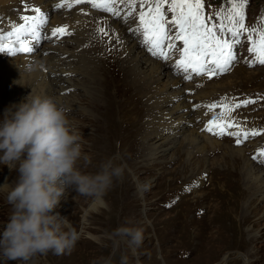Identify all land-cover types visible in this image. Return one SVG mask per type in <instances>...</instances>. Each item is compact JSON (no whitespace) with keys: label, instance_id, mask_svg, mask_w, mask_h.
Instances as JSON below:
<instances>
[{"label":"bare ground","instance_id":"6f19581e","mask_svg":"<svg viewBox=\"0 0 264 264\" xmlns=\"http://www.w3.org/2000/svg\"><path fill=\"white\" fill-rule=\"evenodd\" d=\"M22 1L0 0V22L2 25L0 31L2 32L4 29L5 35L8 33L9 24L18 20L16 11ZM34 2L43 7V13L47 19V23L42 25L43 28H49L51 31L54 28L63 27L62 22L68 20V18L62 17L65 12L55 5L64 2L65 6L60 8H65L68 3H71V0H34ZM109 19L114 34H110L108 37L111 40L117 38L121 43L120 45H118V42L111 43L110 50L102 49L103 52L100 50L99 55H92L90 49H93V47L76 51V48L84 42L81 36L75 38L76 44L72 42L71 38H62L60 40L62 45L58 43L60 41H54L61 37L52 39L44 36L43 33H41L38 43L36 41L32 42L33 52L31 53L16 56L14 53L17 51L11 48L14 46H9L11 50L6 48L4 51H0V62H5V66L0 68V88L6 90L9 98L10 96L16 97L17 100L23 96L26 89H30L32 91L31 96L54 98L68 110V114L86 113L89 124L93 128L87 135V141L92 143L89 146V152L85 154L88 157V160L85 161L91 164L95 161L94 170L97 171L106 156L116 153L124 161L122 163L121 160H118V163L125 164L133 173L134 170H139L142 166L140 164L141 157L146 156L148 161H151L152 164L155 163L156 160L162 159L169 149L174 146L179 139V135L184 134L185 144H183V141L177 147L176 157L179 158L187 153L188 157L185 165L188 164L193 167L191 174L199 175L194 177L197 183L193 186L205 182L206 179L211 180V182H207L209 185L218 181L222 187L226 188L222 193L223 196L227 195L228 197L229 195L234 199L236 196L238 197L236 201L246 199L250 203L253 202L256 207L263 203L260 208L264 210V165L255 161L246 152L249 148L253 152L254 148L260 143V139H250L249 141H252L250 147L244 145L248 141H245L243 145H229L221 140H226L229 137L216 138L206 135L201 130L203 116L200 119V114H203V107L199 100L218 90L228 91L224 88L233 84V77L235 76L243 78L252 74H249V76L240 75L242 73L240 66H244L241 62L233 68L230 74L225 78H221L219 82L213 78L214 80L211 79L212 81L205 82L206 84L203 87L201 86L202 88L197 93H188L183 96L181 95L183 90L194 88V83L190 81L183 85V76L177 70L172 68L169 63L151 56L146 49L142 48L141 45L143 44L137 35L130 31L128 23L118 18ZM102 41L105 40L100 38L99 43ZM3 43L2 40L0 45H4ZM82 62L84 65L80 66ZM29 68L32 70L29 71ZM253 72L255 71H250V73ZM224 74L226 73L219 75L217 78ZM71 87L83 90L85 98L77 91L73 94H65V90ZM145 95H148V100L146 101V97L145 102L148 103L149 101L148 105L153 110L152 114H155H151L150 120L146 121V124L152 126L148 129L146 136L143 137L150 141L151 148L149 151L139 143L142 138V128L145 125V114L142 112V98L144 99ZM176 97H179L178 101L173 102ZM0 100L3 104L1 96ZM26 100L24 98L22 102H26ZM7 101L8 103H5V105L8 104V108L16 106L9 99ZM197 105L200 112L194 108ZM182 110L184 111L182 112ZM254 115L256 117L264 116V111L259 110ZM118 135H121L123 140L114 147L113 139ZM232 143L234 144V139ZM220 146L223 148V154L215 155L216 153H214L215 156L210 159L208 155ZM82 160L84 159L82 158ZM8 170L9 167L7 166L5 175L2 178L3 184L6 182ZM207 172H211L212 176L207 177L209 174ZM220 174L224 175L223 180L218 179ZM235 175H239L238 185L236 183L237 179H234ZM125 177L124 171V175L120 180V183L124 186H126ZM137 178L135 184L140 195H142L143 185L141 186ZM1 190L5 191L2 188ZM75 194L74 190H69L70 196ZM202 195L198 194L194 197L198 199L203 197ZM66 197V195L62 196L61 200ZM104 199L105 205L94 203L88 206L89 208L85 209L82 218L87 222L94 223L109 221L114 216L119 220L128 218L126 206L123 207L122 205L120 212L116 214L114 210L115 203H109L106 198ZM71 200L74 203L72 198ZM79 202L83 204V201L80 200ZM54 211L62 216L65 212L70 213L71 209L56 208ZM165 215L164 213L161 214L159 220L164 222ZM245 217V215L239 217L234 208L226 206L224 209H218L215 214L204 221V224H210L208 236L212 246H219L221 242L218 238L221 235H223L226 242L232 239L235 240V235L240 230L239 226H242L245 222ZM236 221L237 226L235 225ZM70 223L72 226V221ZM251 231V227L249 229L245 228L242 239L244 234H250ZM105 233L108 234V232ZM194 233L200 236L197 227H194ZM254 239V235H249L247 242L251 243ZM201 250H198V252ZM224 250L226 251L221 254L223 260L228 259L233 253H237L240 254L238 257L246 261L245 264H249L248 252L243 250L237 252L231 250L228 246ZM215 264H221V261Z\"/></svg>","mask_w":264,"mask_h":264},{"label":"rangeland","instance_id":"374dc122","mask_svg":"<svg viewBox=\"0 0 264 264\" xmlns=\"http://www.w3.org/2000/svg\"><path fill=\"white\" fill-rule=\"evenodd\" d=\"M255 3V0H253L252 6H254ZM137 7L139 8L136 10L138 16L139 11L142 9L139 7V4H137ZM19 11H21V5L18 7L16 14ZM67 11L73 13L72 10ZM99 12L102 14V21L99 22V27L95 26L93 28L94 36L97 34V30L99 28L113 31V28L110 26L111 20L109 17L107 18L106 12ZM136 18L137 17L134 19ZM0 30H2L1 22ZM3 31L5 30L3 29ZM3 31H0V42L2 40L5 42L8 37ZM101 39L105 41L99 43L100 39H98L95 44L91 45V47H93V49H90V51L92 50V55H99V52L102 49L109 51V47L113 42H118V45L121 43L117 40V38L111 40L110 37H101ZM58 43L62 44L61 41ZM11 46L13 45L10 44V47ZM141 46L144 48L143 45ZM10 47L8 49H10ZM85 49L87 48H84V50ZM25 54L26 53L20 52L14 53L16 56ZM151 56L153 55L151 54ZM83 65L84 63L82 62L80 66ZM237 65H239V63ZM4 66L5 62H0V68ZM240 67L242 68V73H240L241 76H249V74L252 75L243 78L235 76L233 77V84L227 85L224 89H228V91L236 90L238 92L249 91L253 89H264V65L250 67L245 64L244 66L241 65ZM232 71L222 75L219 78L216 77L217 79L214 78L215 81L219 82L221 78H225ZM250 71L255 72L250 73ZM190 81L195 84L194 79L187 82ZM187 82L182 80L183 85ZM205 84L206 83L202 84V87ZM189 89L192 88L183 90L181 95L184 96L185 94H188ZM199 89H197V91ZM66 90L64 92L65 94H73L77 91V93H81V96L85 98L83 95V90L79 88L71 87L67 88ZM142 90L144 91V89ZM197 91L195 93H197ZM224 92L227 91L218 90L205 97H211L213 94H222ZM29 95H32V91L30 89H26V91L23 93V96L17 100L16 97L12 96L9 98L6 90L0 88V96L3 98L4 104H1L2 100H0L1 119L3 118L5 110L9 109L7 107L8 104L7 106L5 105V103H8V99L11 103L19 105L22 103L23 99H27ZM178 98L179 97L174 98L173 102H177ZM145 99L146 101L148 100V95H145L144 99L142 98V112L145 114V125L148 126L146 127L144 125L142 128V138L140 139L139 143L143 147L145 146L147 151H149L151 148L150 141L143 137L146 136L148 129L152 126L148 123L146 124V121L148 122L150 120L149 118L151 117L150 115L152 114L153 110L148 105L149 101L147 103L145 102ZM194 108L199 111L198 107ZM12 109L15 110L14 107ZM184 110H182V112ZM259 110L264 111V102L261 104V106L248 109L245 113L253 115L257 114ZM67 115L71 125L82 134L81 144L83 154L85 155L89 152V146L92 143L91 141H87V135L89 132H91L93 127L89 124L86 113H67ZM202 116L203 114H200V119ZM257 118L264 121V116ZM184 137V134H180L178 137L179 139L175 142L174 146L169 149L166 155L163 156L162 159L160 158V160H156L157 162L155 161L153 164L151 161L146 159V156H143L140 158V164L142 165V168L140 167L139 170H134L133 173L132 170L124 164L126 186L120 183L121 179L116 181L105 198L109 203H115L114 210L116 211V214L120 212L122 205L123 207L126 206V215L128 216L127 219L119 220L116 216H114L109 221H98L99 223L85 221L82 218V215L85 213V209L89 208L88 206L94 204L92 198L88 197L87 199L86 196L80 195L78 193H76L74 196H70V189H68L64 194V196L66 195L67 197L60 200V204L57 208L62 210L71 209L70 213L67 214L65 212L61 217H67L68 220L72 221V227H75L79 232L80 239L70 253L59 256L52 253H49L46 256H38L36 258V264H101V258L107 256L111 251L110 241H108L107 237H105L107 236L105 232L110 233L113 229L124 223H131L132 225L141 226L144 229V240L140 247L135 249L134 252L132 249L127 250L130 264H215L219 261H221V264L246 263L243 258L238 257L240 254L237 253H233L228 257V259L223 260V256H221V254L223 251H226L224 248L227 246L230 247L231 250H235L237 252L240 250L248 252L249 264H264V210L260 208L263 203L256 207L253 202L250 203L246 199H239L236 201V199H238L236 196L235 199L229 195L228 197L227 195L223 196L222 193L226 190V188L222 187L218 181H215L213 184L209 185L207 182H211V180L206 179L205 182L198 183L197 185L193 186L197 183V180L194 179V177H198L199 175L191 174L193 167L188 164L185 165L188 157L187 153H184L183 156L179 158L176 157L177 147L182 144ZM122 140L123 137L121 135H118L116 138H114V147L121 143ZM221 140L227 142L229 145L237 146L232 143L233 140L231 138ZM251 142L252 141H248L247 143H244V145H246V147H250ZM183 144H185V141ZM249 149L246 152L250 156L251 150ZM222 151L223 148L220 146L218 149L213 150L208 156L211 159L215 155L223 154ZM214 153L216 154L214 155ZM111 157H117V163L118 160H121L122 163L124 162L123 158H119V155L116 153L109 154L105 157V160ZM94 166H96L95 161H93V164L85 160H82L78 163V167H80L81 171L85 173H95L97 170H94ZM6 168L7 165L0 164V186H3L5 183L11 185L15 182L17 174L15 171L9 169L6 174V182L3 184L2 178L5 175ZM207 173H209L207 177L212 176L211 172ZM219 176V180L224 179L223 174H220ZM136 178L140 181L141 186L143 185L142 195H140L139 189L135 184ZM234 179H237L236 183L238 185L240 181L239 175H235ZM123 194H125V196H123ZM198 194H203V197H199L198 199L194 197V195ZM71 198L74 200V203ZM80 200L83 201V204H80ZM217 206L219 207L215 208ZM226 206L234 208L237 211L239 217H243V215H245V222H243L242 226H239L240 230L236 233L235 240L232 239L226 242L223 238V235H221L218 238L221 243L219 246L214 247L212 246L208 236L210 224H204V221H206L211 215L215 214L218 209H224ZM10 213L11 207L6 202V191L1 190L0 188V231H2L4 225L6 224ZM163 213L167 215L164 216V222L159 220L161 214ZM174 215L176 216L173 218ZM235 225L237 226V221L235 222ZM194 227H197L198 231H200V236L194 233ZM250 227L252 228V231L250 234H244L242 239V233L244 229H249ZM249 235H254L255 237L254 241L251 243L247 242V237H249ZM154 240L156 241V244H151V241L153 242ZM198 250L201 251L198 252ZM188 253L189 255L187 257L183 256V254L185 255ZM0 264H18V262L6 261L0 258Z\"/></svg>","mask_w":264,"mask_h":264},{"label":"clouds","instance_id":"9594fccd","mask_svg":"<svg viewBox=\"0 0 264 264\" xmlns=\"http://www.w3.org/2000/svg\"><path fill=\"white\" fill-rule=\"evenodd\" d=\"M32 69L29 68V71ZM6 109L0 119V164L16 172L6 191L10 216L0 231V258L36 264L38 256L70 253L80 234L54 210L68 189L105 205V196L122 179L125 165L117 157L102 161L95 173L78 167L82 134L70 123L68 110L52 97L31 96ZM110 253L101 264H130L128 249L144 240L141 226L124 223L107 234Z\"/></svg>","mask_w":264,"mask_h":264},{"label":"snow or ice","instance_id":"6c2138e0","mask_svg":"<svg viewBox=\"0 0 264 264\" xmlns=\"http://www.w3.org/2000/svg\"><path fill=\"white\" fill-rule=\"evenodd\" d=\"M88 2L92 7L102 9L114 16H120L121 12L115 7L116 4H127L130 8L124 15V20L127 22L129 18L137 17L136 7L139 4L141 9L145 4H150L147 10H141L138 13V24L133 32L142 33L143 43L148 46V51L155 57L167 60L169 59L168 49L175 48V44L167 43L168 41H182L183 49L181 58L176 60L175 69L183 73V78L191 79L190 73L195 74H219L229 70L232 63L236 60L234 48L241 42L240 38L244 33H249L247 39L250 42L248 51L255 54V59L250 63H259L264 65V28L257 29L253 26L251 32L245 25L244 7L247 0H231V8L227 10L225 16L224 10L217 12V17L220 20L219 24H210L206 22L204 17L203 0H71L67 7H72L73 4ZM168 5V11L173 13L172 19L169 21L165 17L164 5ZM56 7H64L63 4H57ZM36 16H23L21 19L26 24H21L19 27H14L12 32L7 36H14L19 43V47L15 49L17 52L31 53L33 47L29 45L27 39L22 37H30L31 40L40 41L39 27L47 23V19L40 8H35ZM209 21L211 17L208 18ZM261 23H264V17L260 18ZM168 25V28H166ZM169 29L175 31L174 36H169ZM178 29V30H177ZM98 31L107 35L104 28H99ZM227 33L230 39H222L217 33ZM252 32L258 34V39L253 40ZM67 25L57 27L51 30V37H62L70 35ZM6 38V37H5ZM9 48L8 45H0V51ZM11 50V49H9ZM181 52L180 49H176ZM210 63L214 67H209ZM255 101L247 99L234 104L233 108H239L241 105L246 106ZM196 107H199L198 105ZM209 110L215 109L217 105H207ZM226 111H231L227 105H223ZM239 128V124H233L229 121L221 125L218 123L217 117L214 114L213 119L208 121L205 129L215 135H233L237 137L236 144L239 145L244 139L250 136L258 135L259 132L253 130L251 132L243 131L228 133L229 127ZM242 133V137H241ZM261 155L264 156V150H261ZM256 159V157H254ZM264 163V160L261 161ZM170 206V205H169Z\"/></svg>","mask_w":264,"mask_h":264},{"label":"flooded vegetation","instance_id":"af4514ba","mask_svg":"<svg viewBox=\"0 0 264 264\" xmlns=\"http://www.w3.org/2000/svg\"><path fill=\"white\" fill-rule=\"evenodd\" d=\"M151 244H156V241L155 240L153 242L151 241Z\"/></svg>","mask_w":264,"mask_h":264}]
</instances>
